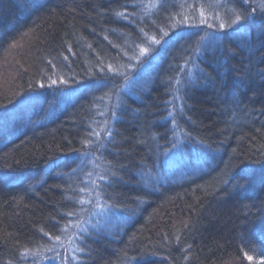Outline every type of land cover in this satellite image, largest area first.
Masks as SVG:
<instances>
[{"label": "trees", "instance_id": "obj_1", "mask_svg": "<svg viewBox=\"0 0 264 264\" xmlns=\"http://www.w3.org/2000/svg\"><path fill=\"white\" fill-rule=\"evenodd\" d=\"M0 264H264V0H0Z\"/></svg>", "mask_w": 264, "mask_h": 264}]
</instances>
